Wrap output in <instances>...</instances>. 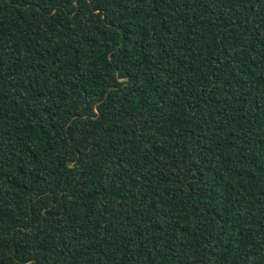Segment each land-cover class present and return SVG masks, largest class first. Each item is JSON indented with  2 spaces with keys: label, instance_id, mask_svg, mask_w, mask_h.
<instances>
[{
  "label": "trees",
  "instance_id": "trees-1",
  "mask_svg": "<svg viewBox=\"0 0 264 264\" xmlns=\"http://www.w3.org/2000/svg\"><path fill=\"white\" fill-rule=\"evenodd\" d=\"M0 264H264V0H0Z\"/></svg>",
  "mask_w": 264,
  "mask_h": 264
}]
</instances>
